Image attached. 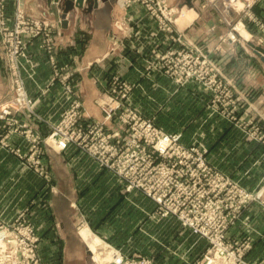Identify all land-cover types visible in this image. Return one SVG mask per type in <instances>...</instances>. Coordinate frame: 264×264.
I'll use <instances>...</instances> for the list:
<instances>
[{
	"label": "crops",
	"instance_id": "obj_1",
	"mask_svg": "<svg viewBox=\"0 0 264 264\" xmlns=\"http://www.w3.org/2000/svg\"><path fill=\"white\" fill-rule=\"evenodd\" d=\"M182 1H176L177 7ZM195 1L197 2L193 0V3ZM23 5L30 17L35 20H47L55 25V58L59 65L68 66L73 72L75 89L83 103V109L94 120L102 121L103 118L96 105L101 89L99 86L106 87L112 75H120L122 79L136 86L131 95V103L135 107H139L140 102L148 101L151 96H155L151 92L152 86L161 88V75L158 72H150L147 69L148 65L142 59L148 57L154 47L161 50L163 34L159 29V23L145 16L143 7L124 10L118 0H99L97 7L91 11H88L89 4L85 3L82 10H77L76 14H71L68 19L64 20L62 19L64 3L55 6L47 0H24ZM261 8L263 12H260ZM14 10L15 0H7L6 12L9 26L13 25ZM181 10L183 16L190 17L188 20H183L184 29L192 25L194 20H200L198 21L200 30L207 35L217 30L219 23L225 20L219 19L215 14L208 16L202 23L200 18L204 17L206 12L199 14L186 6ZM191 12L195 14L194 17ZM253 12V16L258 21L256 24H260V30L257 27L253 31L255 39L258 40L264 38V22L260 20L264 19V4L261 3ZM238 17L240 19L241 15L239 14ZM112 37H116L114 39L117 44L120 41L123 46H131L132 49L125 47V49L121 48L111 53ZM40 45L41 42L37 40L28 49L35 75L34 79H26V87L30 96L39 100L38 113L54 121L62 110L61 102L58 100L62 90L55 85L44 95L42 93L52 76V66L49 54ZM249 47V52L244 51V54L252 67L245 71V75L250 73L248 78L251 83L249 84L254 87L252 93L259 96V102H263L264 62L262 57L255 53V49ZM160 54L161 52L158 53ZM232 81L234 82L232 86L237 92L240 89L243 92L250 90L243 89L246 83L240 77ZM196 95L194 96L200 98V95L197 93ZM0 103L3 106H13V92L5 66L1 39ZM159 110H154L150 114L147 108L144 109L145 112H142L145 115L157 117L161 115V112L158 113ZM16 117L20 124H25L35 133L41 135L47 133V126L30 117L26 111L16 113ZM233 132L232 129L221 131V136L213 138V142L206 144L205 147L210 151L208 161L238 180L247 189L253 190L264 178V142L232 141L229 134ZM6 134L7 127L0 121V139ZM9 142L22 149L23 152L28 151V142L18 135H11ZM51 152V149L45 148L43 160L55 181L54 159H49ZM61 154L62 168L61 170L56 169L61 184L60 187L52 186V194L51 189L47 191H44L43 187V190L40 189L39 185L43 184V179L33 171L22 167L19 159L0 144V215L5 218L13 216L23 209L28 200L45 199L43 202L46 203L50 197L60 198L58 211L62 212L64 200L61 198L68 191V195L76 197L73 203L74 208H77L79 214L83 215L82 218L93 225L94 236L117 250L129 255L145 256L151 264H192L204 252L207 247L204 241L198 240L184 230L178 221L158 218L154 214L155 206L141 193H126L111 174L100 170L90 159L81 157L77 150L70 149ZM62 175L65 177L63 178ZM65 183H68L70 188H64ZM102 184L107 186L108 190H103ZM106 198H111L110 203L105 202ZM46 210V208L36 209L38 216L35 217V224L39 226V229L52 230L48 233H41L40 246H47V250L49 249V255L44 257L46 262L43 263L60 264L63 256L58 252L60 245H57L54 240L56 228L49 218V211ZM247 215L249 220L246 224L251 225V228H246L243 222L237 223L228 233V240H245L250 246L246 253L247 260L250 264H260L264 262V212L253 207ZM63 219L60 218V220ZM62 227L64 228V225ZM51 248L53 252H50Z\"/></svg>",
	"mask_w": 264,
	"mask_h": 264
},
{
	"label": "built area",
	"instance_id": "obj_2",
	"mask_svg": "<svg viewBox=\"0 0 264 264\" xmlns=\"http://www.w3.org/2000/svg\"><path fill=\"white\" fill-rule=\"evenodd\" d=\"M122 1L129 6L136 0ZM15 2L14 26H9L7 0H0V35L6 49L5 63L14 94L12 107L0 103V121L7 127V134L0 139V144L17 157L22 166L47 182L50 181V173L43 160L46 146L58 152L77 150L92 158L101 169L113 173L124 184L125 192H140L154 202L158 216L174 217L192 235L204 239L209 244L208 249L195 264H249L244 257L250 248L249 243L239 245L231 242L228 233L239 222L251 228L246 224L249 220L247 212L253 207L264 212V179L258 187L249 190L209 163L210 151L207 147L197 143L186 145L180 135L163 132L153 120L134 108L131 95L136 86L120 75L111 76L106 92L111 100L104 101V96L99 106L106 121L119 120L125 129L120 133L104 134L103 126L93 123L86 116L75 89L73 72L68 66L59 65L55 58L53 26L27 18L21 0ZM142 2L146 7L153 3L161 7V3L154 0ZM257 27L260 30V24ZM233 36L230 35L231 38ZM37 40L49 54L52 66V76L42 93L44 95L55 85L62 90L58 98L62 110L57 122L38 113L39 100L32 98L26 87V79H34L35 75L28 49ZM117 45L123 46V43L119 41ZM182 51L172 52L181 56ZM147 65L149 71L152 69L160 73L170 68L160 61L148 62ZM174 73L179 75L177 69ZM22 111L43 122L47 126V133L41 135L20 124L16 113ZM11 135L24 138L29 145L28 151L23 152L13 146L9 142ZM154 174L170 182L189 179L193 188L185 196L172 194L168 192L169 185L153 183L151 176ZM9 229L21 230L22 237L15 232L14 235L8 234ZM0 233L3 235L0 237V264H42L36 250L40 237L31 223L16 220L8 224L0 215ZM113 253L111 264H151L148 258H135L120 250Z\"/></svg>",
	"mask_w": 264,
	"mask_h": 264
},
{
	"label": "rangeland",
	"instance_id": "obj_3",
	"mask_svg": "<svg viewBox=\"0 0 264 264\" xmlns=\"http://www.w3.org/2000/svg\"><path fill=\"white\" fill-rule=\"evenodd\" d=\"M118 1L119 5H121L124 10L130 9L132 7H143L145 9V16L151 17L157 21V23H159V29L161 30V34H163V39L161 40V50L158 49V47L152 48L151 52L149 53L150 55L148 57H144L142 60H144L146 64L148 62L160 61L162 65L166 64L170 67H166L168 69L161 70V73L154 70L150 71L158 72L161 75V88L159 89L157 86H152L151 92L155 96H151L148 101L142 99L145 102H140L138 104L139 107L134 106L136 110H139L143 114L142 111L148 108V112L151 114L154 112V110L160 109L158 111V113L161 112L160 116L152 117L147 114L143 115L153 120L155 125L158 128H161V130L166 134L180 135L182 141L186 145H193L194 143H197L206 146L208 142H213V138L221 136V131H230V129L234 131L233 133L229 134V137L233 139L232 141L238 140L245 142H264V101L259 102V96H256L252 93V91H254V87L249 84L251 83L248 78L250 73L245 75V71H248L252 66L244 54V51L246 53L249 52L250 44L264 49V38L256 40L253 35L254 29H257L256 23L258 22L257 18L253 16V10H255L257 6H260L261 3L264 4V0H210L209 2L207 0H200L199 2L198 0L197 2L195 1L194 5L197 9L196 12L199 14L206 12L205 16L200 18L202 23L205 22L208 16L215 14H217L219 19H225L220 23L217 21L219 23L218 29L220 28L221 30L217 29L208 35L200 30V22H198L200 20H194L195 22L188 26V28H183V20H188L190 17H185V15L183 16V11L181 10L182 8L180 9L177 7V0H154L161 3V7L158 3L156 5H153L155 4L153 3L152 6L146 7V4H144L142 0H136L130 3L131 5L129 6L125 5L122 0ZM61 2L63 3V1ZM61 2H52L51 5L53 4L55 6H59L62 4ZM23 4L24 0H21V6L24 9L26 17L35 20L28 15ZM77 10L80 9L74 8L64 19H68V16L71 14H76ZM260 12H263L262 8L260 9ZM233 14L235 17H233ZM239 14L241 15L240 19H238ZM192 15L194 17L195 14L192 13ZM260 20L263 21L264 19ZM40 21L48 22L47 20ZM48 23L53 26L54 30L55 25L50 22ZM167 28H169V30ZM230 35H234L233 38H231ZM114 38L116 37H112L111 39L113 42V47L110 51L111 53H115L116 50H120L121 48L125 49V47L132 49V47L128 45H117L115 43L116 39ZM260 40H262V43H260ZM5 50L6 49L3 48L4 58L6 55ZM178 50H183L181 56L173 55L174 52L172 51ZM159 52H161L160 55H158ZM162 57H164V59H162ZM175 69H177L179 75L174 73ZM238 77H240L246 83V86H244L243 89L250 90H245L244 92L242 89H240L239 92L235 90V87L232 86L234 84L232 80H236ZM108 86L109 84L104 88L99 86V88H101L99 97H101H98L99 99L97 98L96 100V105L99 107L102 113V121L94 120L87 111H84L86 116H89L93 123H99L103 126L104 129L102 132L104 134H112L113 132L120 133L125 129L124 125L119 122V120L106 121L105 115L99 106V102L102 98H104V96V101L111 100L106 93ZM196 93L200 95V98L195 97L197 96ZM58 120V118L54 119V122H57ZM46 148L51 149L48 146H46ZM51 150L54 153H49V159H54L53 169L55 174H52L55 176V181L52 179L50 174V181L47 182L43 179V184H40L39 186L40 189L43 187L44 191L51 189V193L53 194L52 186L60 187L61 184L60 176L56 173V169L61 170L62 168L63 157L61 156V153L63 152H58L53 149ZM82 156L88 158L81 154V157ZM88 159H90V157ZM90 160L93 161L92 158ZM95 164L97 165V163ZM97 167L100 170L111 174L115 180L118 181L120 188L125 190L124 184H121L113 173L107 169H101L98 165ZM64 177L65 176H63V178ZM151 180L153 183H155V185H161V183L164 185H169L168 192L175 195L185 196L193 188V183L189 179H183L181 181L173 180V182H170V180H162L158 174H154L151 176ZM64 185V188H70L68 183H65ZM102 185L103 186L101 188L103 190H108L107 186L104 184ZM133 192L140 194V192L137 191ZM68 194V191L65 192V196L63 197L64 199L61 198L64 200V210H61L62 212L58 211L60 198L50 197L46 203L43 202L45 199H30L28 200L29 203L27 202L20 212L13 216L6 218L5 216L3 217L5 218V222L8 224H11L16 220L21 223L29 222L32 224L40 237V242L36 250L38 258L42 264H44L43 262H46L44 257L49 255V249L47 250V246H40L42 239L41 233H48L52 230L48 228L47 231H42L41 228L39 229V226L35 224V217L38 216L36 209L39 208H46L49 211V218L54 223V228H56L54 230L56 232V234H54V240L57 242V245H60L58 247V252L63 256L60 264H111L110 261L113 259L112 255H114L113 252L118 250L105 244L104 241L102 242L101 240H98V244L94 252L90 250L87 242L81 238V232L87 227L91 233L92 239H98L93 234V225L86 221V219L82 218L83 215L79 214L77 208H74L73 203L76 201V197L73 195L70 196ZM110 200L111 198H106L105 202L110 203ZM150 202L155 206L154 202ZM154 214L158 218H161V220L173 219L178 221L174 217L162 218L158 216L156 213V206ZM60 218L64 219L60 220ZM63 225L64 228L62 227ZM184 230L191 234L190 230ZM14 232L18 237H22L21 230H8V234L14 235ZM193 236L207 244L204 252L201 253L197 259V261H199L204 257L209 244L199 236ZM0 237H3L1 233ZM231 242H237L239 245H242L246 241L236 240ZM199 245L202 246L201 242H199ZM53 251L54 250L51 248L50 252ZM122 253L135 258H146L145 256L138 254L129 255L124 252ZM244 257L249 263L246 255ZM197 261L192 264H195ZM260 264H264V262Z\"/></svg>",
	"mask_w": 264,
	"mask_h": 264
},
{
	"label": "water",
	"instance_id": "obj_4",
	"mask_svg": "<svg viewBox=\"0 0 264 264\" xmlns=\"http://www.w3.org/2000/svg\"><path fill=\"white\" fill-rule=\"evenodd\" d=\"M47 1L50 4L52 2L60 3L61 1H63L65 8L62 10V18L64 19L67 16V14L70 11H72L74 8L82 10L84 8L85 3L89 4L88 11H91L93 8L97 7V1H99V0H47ZM100 1H106V0H100ZM185 6L189 9H194L195 11H197V9L195 8V5L193 3V0H183L182 3L178 6V8L181 9ZM64 22H66V21H64ZM250 46L255 49V52L258 55H260L264 61V49H262L261 47L259 48L258 46H255L253 44H250Z\"/></svg>",
	"mask_w": 264,
	"mask_h": 264
},
{
	"label": "bare ground",
	"instance_id": "obj_5",
	"mask_svg": "<svg viewBox=\"0 0 264 264\" xmlns=\"http://www.w3.org/2000/svg\"><path fill=\"white\" fill-rule=\"evenodd\" d=\"M260 48V47H259ZM263 49V48H262ZM256 53V52H255ZM257 54V53H256ZM258 55V54H257ZM260 56V55H258ZM261 57V56H260ZM264 62V61H263ZM81 236L82 238L87 242V244L89 245V248L92 252H94V250H96L97 244H98V240L99 239H92L91 234L89 232L88 229H85L81 232ZM99 247V246H98Z\"/></svg>",
	"mask_w": 264,
	"mask_h": 264
}]
</instances>
